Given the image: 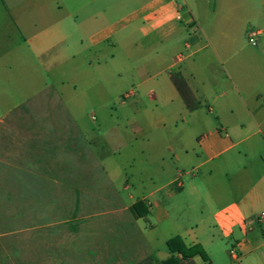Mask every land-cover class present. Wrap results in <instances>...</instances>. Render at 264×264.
I'll return each mask as SVG.
<instances>
[{
	"label": "crops",
	"instance_id": "0c3cea01",
	"mask_svg": "<svg viewBox=\"0 0 264 264\" xmlns=\"http://www.w3.org/2000/svg\"><path fill=\"white\" fill-rule=\"evenodd\" d=\"M263 8L264 0H0V83L10 68L37 64L56 82L106 93L126 73L135 105L122 187L104 165L119 158L101 160L74 122L18 106L0 118V179L20 190L19 216L26 200L34 219L49 212L31 228L21 219L15 264H162L174 237L205 254L177 255L179 264H264V28L254 50L238 42L241 24L264 19Z\"/></svg>",
	"mask_w": 264,
	"mask_h": 264
},
{
	"label": "rangeland",
	"instance_id": "374dc122",
	"mask_svg": "<svg viewBox=\"0 0 264 264\" xmlns=\"http://www.w3.org/2000/svg\"><path fill=\"white\" fill-rule=\"evenodd\" d=\"M209 1L211 4L215 3V0ZM250 3L251 0H248V4ZM262 11L264 14V8ZM250 14L251 10L248 9V16ZM251 18L249 16L250 20L246 18L247 22L241 24L240 31L242 34L239 32L238 35L239 44L248 50H254L258 41L263 40V37L255 36V46L248 42L251 33L264 28V19ZM243 29H246L244 34ZM43 69L37 64L25 66L23 69L10 68L8 82L0 83V118L6 112L12 111L13 107L18 106L19 110L26 112L33 118H40L39 114L34 115V113L45 110L47 114H55L63 123L74 122L82 128L80 133L84 135V138L93 143L90 148L101 160L104 159L107 162L113 157L119 158L118 163L107 162L104 165L107 171L113 173L114 185L122 187L125 181L124 175L128 176L129 174L128 152L133 140L131 125L135 112L131 92L124 94V89L129 85L128 74L123 73L119 90L113 91L111 88L107 89L106 93H101L100 88H98L101 86L100 84V86L93 82L82 84L80 80L73 83L56 82V77L51 74L45 76L42 72ZM72 85L75 88H72ZM102 86L106 89L108 85L103 84ZM39 90H41V94L35 95ZM53 90L56 91L57 97L53 94ZM50 91H52L51 94L48 93ZM54 110H58V112L56 113ZM143 116L142 118H144ZM25 122L32 124L33 121L26 119ZM113 125L115 127L108 130ZM97 128L98 131H96ZM28 149L31 150V147ZM32 157L31 155L26 156V167L30 168L33 165L31 163ZM38 158L36 157V159ZM13 182V180L0 179V264H15L16 262V236L21 219L25 227L31 228L34 220L47 217L49 213L46 211L44 216L34 219L31 201L26 200L24 219L20 217L22 212L19 208L22 203V196L16 187V183ZM97 184H101V180ZM24 185L31 187L34 185V181L26 178ZM5 187H8V190ZM8 232L9 237H6ZM29 246L30 244L27 243V252H30ZM25 263L32 264L31 256L26 259Z\"/></svg>",
	"mask_w": 264,
	"mask_h": 264
},
{
	"label": "trees",
	"instance_id": "16d2710c",
	"mask_svg": "<svg viewBox=\"0 0 264 264\" xmlns=\"http://www.w3.org/2000/svg\"><path fill=\"white\" fill-rule=\"evenodd\" d=\"M171 80L188 109L194 110L197 107V103L191 96L184 81L178 76H172ZM166 246L170 251L171 256L162 264H179V259L177 258V255H180L181 259L191 258L195 255H199L201 258H205V254L199 246L196 245L187 248L181 242L179 237H174L168 240L166 242Z\"/></svg>",
	"mask_w": 264,
	"mask_h": 264
},
{
	"label": "built area",
	"instance_id": "2783aa9c",
	"mask_svg": "<svg viewBox=\"0 0 264 264\" xmlns=\"http://www.w3.org/2000/svg\"><path fill=\"white\" fill-rule=\"evenodd\" d=\"M257 35V33L256 32H254V33H251L250 35H249V37H248V42L252 45V46H255L256 45V43H255V39H254V37ZM264 103V102H263ZM235 254L232 252V256H234Z\"/></svg>",
	"mask_w": 264,
	"mask_h": 264
}]
</instances>
